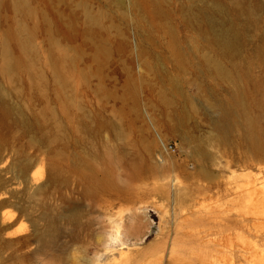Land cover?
<instances>
[{
	"label": "rangeland",
	"instance_id": "rangeland-1",
	"mask_svg": "<svg viewBox=\"0 0 264 264\" xmlns=\"http://www.w3.org/2000/svg\"><path fill=\"white\" fill-rule=\"evenodd\" d=\"M261 143L264 0H0V264H142L182 199L218 200L196 194L206 155L231 187L227 264H264Z\"/></svg>",
	"mask_w": 264,
	"mask_h": 264
},
{
	"label": "bare ground",
	"instance_id": "bare-ground-1",
	"mask_svg": "<svg viewBox=\"0 0 264 264\" xmlns=\"http://www.w3.org/2000/svg\"><path fill=\"white\" fill-rule=\"evenodd\" d=\"M4 50V65L7 69L10 66L11 59L7 56L6 47ZM214 66H218L217 62H214ZM217 72H222L219 68H216ZM232 120L231 115L226 111H223L222 114L214 121V127L218 132V137L225 142L228 140L230 134L232 133V128L230 126V121ZM263 130V129H262ZM262 135L258 129H255L250 132L249 139L254 146L255 150H259V141L261 140ZM264 147V143H261ZM223 165L221 166L222 173L229 169L230 161L228 160V155L224 152L222 154ZM210 162L209 156H205L204 159L198 164L199 171L197 172L198 178L200 180H206L207 182L200 185L196 184L198 189L196 191L197 195H204L210 198L213 197V194L217 196L218 200L204 204L202 201L199 203L196 197L188 195L185 199L181 200L184 210L188 211L190 209V216L184 217L183 222L186 223L184 227L175 228L173 236L170 239L167 231L160 229V234L155 239L156 244L150 247L141 261L142 264H227L229 261V252H230V200L228 197L231 193V187L229 185V178H223L221 182H216L217 173L209 169L208 165ZM186 181L188 184L192 185L190 179H194L193 174L186 173ZM228 175V174H227ZM222 178V177H221ZM190 181V182H189ZM174 184L178 187H181L182 183L179 180H174ZM163 184L160 182H155L154 187H162ZM207 193V194H206ZM211 193L212 195H208ZM206 198V197H205ZM222 198H227L224 203L218 204V201ZM132 200V199H131ZM212 201V200H210ZM239 205V204H238ZM194 208V210H193ZM237 216V226L241 230L243 228V211L241 208L238 211ZM204 220L210 222H215L216 229L212 231L210 227L207 229L200 228L197 229L199 224L202 225ZM69 222L77 223V218L75 214L68 217ZM79 223V222H78ZM80 226V225H78ZM219 228L217 229V227ZM195 227V228H193ZM113 233L110 235L109 240H99L97 245L101 246L104 251L107 253L112 252L111 248H114L116 245H123L125 242L122 237H120L119 225L113 224ZM186 229L185 231L183 230ZM72 229V228H71ZM191 229V230H188ZM81 230V229H80ZM79 230V231H80ZM127 236L128 239L134 237V234L129 233ZM210 235H214V238H208ZM125 236V235H124ZM44 237V236H43ZM41 238V237H40ZM36 242V241H35ZM187 247V248H186ZM88 253L92 252L91 248H88ZM195 251L202 253V256L199 257L198 254H195ZM242 259L244 258L241 255ZM89 264H130L127 259H124L120 263H104V262H92Z\"/></svg>",
	"mask_w": 264,
	"mask_h": 264
}]
</instances>
